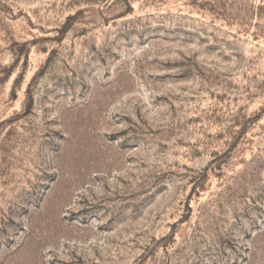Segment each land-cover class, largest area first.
<instances>
[{
    "label": "rangeland",
    "instance_id": "rangeland-1",
    "mask_svg": "<svg viewBox=\"0 0 264 264\" xmlns=\"http://www.w3.org/2000/svg\"><path fill=\"white\" fill-rule=\"evenodd\" d=\"M0 264H264V0H0Z\"/></svg>",
    "mask_w": 264,
    "mask_h": 264
}]
</instances>
